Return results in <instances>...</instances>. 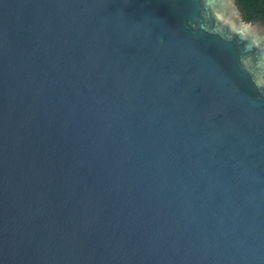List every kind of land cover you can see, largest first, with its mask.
Listing matches in <instances>:
<instances>
[{
	"label": "water",
	"instance_id": "1",
	"mask_svg": "<svg viewBox=\"0 0 264 264\" xmlns=\"http://www.w3.org/2000/svg\"><path fill=\"white\" fill-rule=\"evenodd\" d=\"M258 77L236 0H0V264H264Z\"/></svg>",
	"mask_w": 264,
	"mask_h": 264
},
{
	"label": "trees",
	"instance_id": "2",
	"mask_svg": "<svg viewBox=\"0 0 264 264\" xmlns=\"http://www.w3.org/2000/svg\"><path fill=\"white\" fill-rule=\"evenodd\" d=\"M236 6L244 22L264 25V0H236Z\"/></svg>",
	"mask_w": 264,
	"mask_h": 264
},
{
	"label": "clouds",
	"instance_id": "3",
	"mask_svg": "<svg viewBox=\"0 0 264 264\" xmlns=\"http://www.w3.org/2000/svg\"><path fill=\"white\" fill-rule=\"evenodd\" d=\"M256 84L258 87H264V77H258L256 79Z\"/></svg>",
	"mask_w": 264,
	"mask_h": 264
},
{
	"label": "flooded vegetation",
	"instance_id": "4",
	"mask_svg": "<svg viewBox=\"0 0 264 264\" xmlns=\"http://www.w3.org/2000/svg\"><path fill=\"white\" fill-rule=\"evenodd\" d=\"M244 21V20H243Z\"/></svg>",
	"mask_w": 264,
	"mask_h": 264
}]
</instances>
